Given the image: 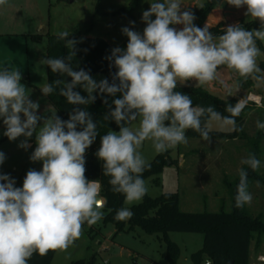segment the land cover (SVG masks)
<instances>
[{
    "label": "clouds",
    "instance_id": "1",
    "mask_svg": "<svg viewBox=\"0 0 264 264\" xmlns=\"http://www.w3.org/2000/svg\"><path fill=\"white\" fill-rule=\"evenodd\" d=\"M226 3L237 9L246 7L245 15L258 20L260 28L247 30L233 24L214 36L208 24L203 28L194 24V13L182 10L183 0H150V7L141 17L146 25L143 32L123 27L121 31L128 38L126 47H114L106 57L109 66L116 68L111 83L107 78L97 83L84 69L74 71L64 58L41 61L53 73L71 77V82L45 83L41 87L45 96L59 87V94L69 104L89 105L97 99L94 92L110 97L120 94L112 100L114 109L104 116L105 120L115 121L119 131L109 130L101 136L95 155L103 162V175L109 178L111 191L123 194L128 205L141 202L148 192L143 173L151 165L139 151L145 141H151L155 152L162 154L186 145L188 129L209 143L213 125L220 130H242L236 124V117L245 107L240 100L227 104L225 112L229 115H222L212 105L193 106L188 94L176 91L178 83L186 85L194 80L196 85L204 86L217 81L221 66L245 82L252 79L264 83L257 63L261 55L257 41L264 43V0ZM6 4L7 0H0V6ZM129 23L135 25V21ZM69 34L60 32L58 39L65 40ZM77 43L75 39L66 42L69 62L76 54ZM21 80L19 68L0 69V118L6 129L3 134L10 141L25 137L18 146L27 149L28 138L36 133L37 146L30 160L41 161L42 169H29L22 187H15L16 181L9 174H0V264H28L34 253L45 256L49 251H66L81 237L85 224L92 226L103 219L106 204L100 195V182L85 176L86 150L98 135L91 114L73 108L68 120H62L56 112L47 117L38 115L39 102L30 99V90ZM77 87L87 95L74 91ZM103 102L107 105V98ZM40 121L43 123L38 128ZM256 126L264 130V122L258 120ZM5 159L0 152V165ZM241 164L252 171L261 167L254 153ZM251 202L248 172L241 168L235 204L243 208ZM133 215L130 207H122L114 219L126 221Z\"/></svg>",
    "mask_w": 264,
    "mask_h": 264
},
{
    "label": "rangeland",
    "instance_id": "2",
    "mask_svg": "<svg viewBox=\"0 0 264 264\" xmlns=\"http://www.w3.org/2000/svg\"><path fill=\"white\" fill-rule=\"evenodd\" d=\"M208 0H183L182 10H191L196 19L194 24L198 26L201 9L200 4L205 5ZM150 7V0H7V4L0 6V69L5 66L19 68L22 74L21 83L30 90V99L39 102L38 115L47 117L53 112L60 116L59 111L42 94L41 87L48 83L47 65L41 63L47 59V35L68 31L70 34L89 32L92 36L105 38L113 47L125 48L128 42L121 29L130 27L140 33L146 27L142 21V13ZM246 7L235 8L226 3V0H217L211 13L208 15L205 25L209 27L224 22L227 25L239 24L241 22L253 21L245 15ZM155 17L153 16V19ZM135 21V25L129 22ZM93 22V23H92ZM92 23V25H91ZM182 28V25H176ZM264 43L257 41L261 55L257 63L261 68L264 61ZM262 69V68H261ZM219 79L204 86L196 85V81H189L186 85L190 87H201L214 95L224 99L242 97L249 107L245 110L246 122L243 126L241 138L238 141H229L230 148L236 151L232 155L231 164L238 165L242 159L248 157L254 148L257 136L256 122L264 117V98L262 106L250 103L247 97L249 89L254 93L264 94V83L257 84L252 79L246 82L226 66L218 69ZM262 75L264 70L262 69ZM99 83L105 78L104 74L91 75ZM32 80L34 86L29 85ZM222 80L224 83H220ZM178 85H181L178 83ZM239 85V87H238ZM232 94V95H231ZM238 98V97H237ZM253 98V97H252ZM43 121L38 122V128ZM133 127L137 126L134 122ZM2 118H0V152L6 159L0 165V174H9L15 179V187H22L23 180L29 169L40 171L42 162H33L30 156L36 144V133L28 138L30 147L20 148L18 145L25 137L21 136L15 141H10L3 133L5 131ZM212 130H220L213 125ZM188 143L178 145L170 151V164L164 166L161 173L145 179L148 187L147 195L151 197L160 196L163 193H178L180 210L185 212L203 211H231L232 196L227 186L222 191L220 201L200 189V178L205 177L212 183L217 184V164L208 161V171L199 169V162L206 155L217 154L216 149L221 147L225 139L212 138L211 143L202 138L190 137L186 134ZM239 137V136H238ZM139 151L150 163L158 154L155 152L151 141H145ZM259 160L261 167L257 170L259 178L251 179L249 191L252 194L251 204L245 205V210L252 216H260L264 220V136L259 139ZM174 161L171 164V161ZM184 161L187 164L182 163ZM194 163V164H193ZM234 169L229 173L227 181L234 182ZM201 174V175H200ZM200 175V176H199ZM200 177V178H199ZM238 177V176H237ZM206 194L207 196H205ZM142 202V201H141ZM124 203V207H132ZM105 214V209L103 208ZM169 239L180 248L178 264H194L191 254L203 247L204 236L202 233L193 232H169ZM257 234L252 239V251L255 246ZM264 238V235L261 236ZM264 245V241H263ZM167 243L161 234H148L137 227L133 231H119L111 222L104 219L95 225L83 227L81 237L75 241L66 251H55L51 264H72L74 261L95 257V264H170L165 258Z\"/></svg>",
    "mask_w": 264,
    "mask_h": 264
},
{
    "label": "trees",
    "instance_id": "3",
    "mask_svg": "<svg viewBox=\"0 0 264 264\" xmlns=\"http://www.w3.org/2000/svg\"><path fill=\"white\" fill-rule=\"evenodd\" d=\"M217 0H208L204 7L199 9L198 26L203 28L205 21L211 11L214 9ZM93 23V22H92ZM91 23V25H92ZM247 30L259 29L260 22L253 20L250 22L239 23ZM228 25L224 22L209 27V31L218 36L223 34V29ZM47 58H64L65 63H69L74 71L84 69L89 71L90 75L101 73L105 78L112 82L113 74L116 68L110 67V61L106 57L111 55V50L114 48L105 38L92 36L89 32L69 34L65 40H59L58 34L49 33L47 35ZM68 39H75L78 43L75 45L76 54L69 62L66 58L69 55L70 49L66 46ZM264 49V46L262 45ZM261 68L264 70V61L261 62ZM48 83L53 84L56 80L71 82V77L66 74L53 73L47 66ZM104 78V79H105ZM118 82V81H117ZM54 87H56L54 85ZM62 87V85L60 86ZM74 91H80L81 95H87L81 88L77 87ZM176 91L188 94L192 98L193 106L207 107L214 106L215 110L222 115H229L225 112L227 104H235L239 99L232 97L224 99L212 94L208 90L201 87H190L177 85ZM97 99L89 105H72L67 102L66 97L59 94V87L48 95L49 101L56 107L60 113L62 120L69 119V113L73 108L81 110L86 109L92 116L94 122L97 123L98 135L95 142L86 150V172L85 176L89 180H98L101 184L100 195L105 199V214L104 221L111 222L116 227V233L119 231H133L137 227L143 229L148 234H161L162 238L167 243L165 258L170 264H178L180 255L179 246L169 239V232H193L202 233L204 236L203 247L191 254V259L194 264H205L206 261H211L212 264H249L250 262V247L255 234L264 235V220L260 216H252L243 208H237L235 204L236 186L239 183V175L234 182H229L226 179V184L231 190L232 207L230 212L220 211H203V212H185L180 210L179 194L178 193H163L157 197L145 195L142 202L131 207L134 215L126 221H117L114 219L116 211L124 207L125 198L123 194L113 193L111 186L108 183L109 178L103 175V162L100 161L95 153L100 147L101 136L109 130L118 132L119 127L113 120H105V114L110 113L114 109L112 100L119 97H110L107 94H99L94 92ZM103 95V96H102ZM107 98L108 104H104L103 100ZM236 117V124L242 128L241 131L224 132L212 130L210 136L212 138H235L242 134L245 123V110ZM206 118V117H205ZM186 134L190 137L201 138L198 132L188 129ZM263 135V131L258 129L257 136L254 142L252 153L259 159V139ZM170 160V151L158 154L151 162V167L143 173L144 180L158 175L163 170L164 166ZM173 160L171 164H173ZM248 172V182L251 179L259 178L256 171H252L247 165L243 167ZM2 182V181H0ZM55 251H49L45 256L33 254L28 264H51ZM72 264H95V257L89 260L81 259L74 261ZM152 264H158L153 262Z\"/></svg>",
    "mask_w": 264,
    "mask_h": 264
},
{
    "label": "crops",
    "instance_id": "4",
    "mask_svg": "<svg viewBox=\"0 0 264 264\" xmlns=\"http://www.w3.org/2000/svg\"><path fill=\"white\" fill-rule=\"evenodd\" d=\"M28 83L29 85L34 86L32 80H29ZM249 93L254 99L256 100L261 99V105L260 104H257V105L262 106L264 94L260 92L254 93L251 91V89H249ZM237 97L242 103H244L245 105H247V107H249L248 103H245L242 97H239V96ZM246 100L249 101L248 97ZM249 102L256 104L253 101H249ZM259 121L264 122V117L260 118ZM245 122H246V117H245ZM257 131H258V128H257ZM262 131H263V136H264V130ZM224 132H231V131H224ZM238 138H241V136L235 137V138H220V139H225V141L220 144L221 147H219V149H216L217 154L206 155L203 161L199 162V166H200L199 169L203 168V172L205 173L209 170L207 167L208 161H213L215 164H217L218 170H220V172H218V175H217L218 176L217 184L212 183V180L209 181L205 177H202V178L199 177L201 179L200 180L201 193L202 192L207 193V188L209 187L212 190L211 193L209 194H211L217 201L218 200L220 201V199L223 200L220 196H221L222 191L224 192L226 191L227 187H226L225 181L226 179H229V176H230L229 172L232 169H234L235 171L233 175H234V178H237V176L239 175V170L244 167V165L241 164V162L238 165H235V167H233L232 165L230 166L232 155L235 153L236 150L234 148H230L229 146H227V144L229 143V141H238ZM182 163L187 164L184 161H182ZM204 195L207 196L206 194ZM256 237H257L256 242H255L256 244L255 246H253V256L252 257H251V251H252V243H251L249 264H264V261H262V258H264V245H263L264 238L259 235H257Z\"/></svg>",
    "mask_w": 264,
    "mask_h": 264
},
{
    "label": "built area",
    "instance_id": "5",
    "mask_svg": "<svg viewBox=\"0 0 264 264\" xmlns=\"http://www.w3.org/2000/svg\"><path fill=\"white\" fill-rule=\"evenodd\" d=\"M248 100L249 101H253L256 104H260L261 105V99L260 100H256V99L252 98L251 95L248 96ZM262 261H264V258H262ZM205 264H212V263H211V261L208 260V261L205 262Z\"/></svg>",
    "mask_w": 264,
    "mask_h": 264
},
{
    "label": "water",
    "instance_id": "6",
    "mask_svg": "<svg viewBox=\"0 0 264 264\" xmlns=\"http://www.w3.org/2000/svg\"><path fill=\"white\" fill-rule=\"evenodd\" d=\"M170 164V162H168ZM231 264H233V262H231Z\"/></svg>",
    "mask_w": 264,
    "mask_h": 264
}]
</instances>
